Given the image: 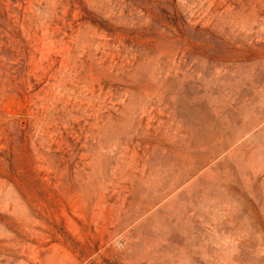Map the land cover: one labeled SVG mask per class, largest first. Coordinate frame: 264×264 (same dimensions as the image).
<instances>
[{"label": "rangeland", "instance_id": "1", "mask_svg": "<svg viewBox=\"0 0 264 264\" xmlns=\"http://www.w3.org/2000/svg\"><path fill=\"white\" fill-rule=\"evenodd\" d=\"M0 264H264V0H0Z\"/></svg>", "mask_w": 264, "mask_h": 264}]
</instances>
